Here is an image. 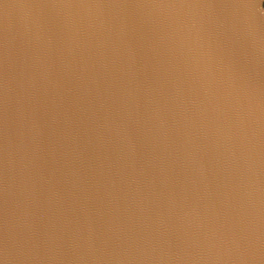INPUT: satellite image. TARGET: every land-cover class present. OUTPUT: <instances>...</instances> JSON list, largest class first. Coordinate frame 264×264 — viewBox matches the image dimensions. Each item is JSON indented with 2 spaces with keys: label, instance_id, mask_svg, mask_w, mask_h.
<instances>
[{
  "label": "water",
  "instance_id": "95a60500",
  "mask_svg": "<svg viewBox=\"0 0 264 264\" xmlns=\"http://www.w3.org/2000/svg\"><path fill=\"white\" fill-rule=\"evenodd\" d=\"M0 264H264V0H0Z\"/></svg>",
  "mask_w": 264,
  "mask_h": 264
}]
</instances>
